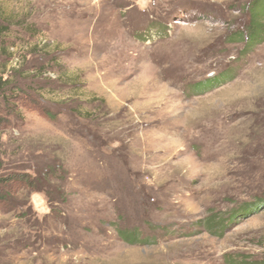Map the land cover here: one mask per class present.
<instances>
[{"label": "rangeland", "instance_id": "obj_1", "mask_svg": "<svg viewBox=\"0 0 264 264\" xmlns=\"http://www.w3.org/2000/svg\"><path fill=\"white\" fill-rule=\"evenodd\" d=\"M253 1L0 0V264L264 260V41L234 39Z\"/></svg>", "mask_w": 264, "mask_h": 264}, {"label": "trees", "instance_id": "obj_2", "mask_svg": "<svg viewBox=\"0 0 264 264\" xmlns=\"http://www.w3.org/2000/svg\"><path fill=\"white\" fill-rule=\"evenodd\" d=\"M248 13L250 14V21L248 26L246 27L245 32L243 33H236L234 35V39L236 40H242L245 42V45L247 47H255L258 44L262 43L264 41V0H254L253 3L251 5H249L248 7ZM5 28V27H3ZM236 73L234 72V70H226L221 72L217 77L210 79V81H205V82H200L196 85H194L192 87V92L193 95H200L203 92H205V90H210L214 87L220 86L224 83H227L229 81H231L234 77H235ZM11 75L8 72H5L3 74V76H0V91H10L11 87L14 85V83L12 82V80L10 79ZM2 166L0 165V170H1ZM53 171V170H52ZM51 172V170L47 171V173L49 174ZM46 173V174H47ZM23 174V175H20ZM20 177L21 179H17L20 180L21 182H25L26 185L28 186V188H33V184L35 183V179L32 176L30 171H28V173H20ZM34 174V173H33ZM37 174V173H35ZM46 174H43L42 176L44 177V179L48 180V177L46 176ZM41 177V178H43ZM9 180H7L6 178H0V183L2 184L3 182H7ZM4 189V188H3ZM8 197L9 195H7V197H2L1 200V196H0V202L4 201V202H8ZM3 202V203H4ZM27 204L25 203H19L17 205V211L18 214L21 218L26 219V214H28V209L26 206ZM52 210V209H51ZM53 211L56 212L58 215L62 214V211H59V208H53ZM52 211V213H53ZM27 222H30V219H26ZM207 228H209L210 230H219L222 231L224 228V225L220 224L216 218H210L207 222ZM118 233L120 234V236L122 237L123 240H125L126 242L129 243H135V242H140L141 240L139 239V233L135 232L134 230H119ZM23 241V238L22 240ZM15 242V238L12 237L11 239H9L8 241L4 242V245L6 246V249H11L14 248V243ZM19 242V241H18ZM21 243V242H20ZM229 262H232L231 258H229ZM4 264H11L9 263V261L5 262ZM231 264H234V262H232ZM235 264H264V260H259V261H250V262H244L243 260L240 262H237Z\"/></svg>", "mask_w": 264, "mask_h": 264}]
</instances>
